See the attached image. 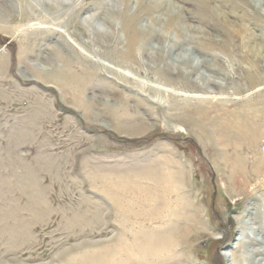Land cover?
<instances>
[{"label":"rangeland","instance_id":"374dc122","mask_svg":"<svg viewBox=\"0 0 264 264\" xmlns=\"http://www.w3.org/2000/svg\"><path fill=\"white\" fill-rule=\"evenodd\" d=\"M163 1L0 0V264L264 262V0Z\"/></svg>","mask_w":264,"mask_h":264},{"label":"bare ground","instance_id":"6f19581e","mask_svg":"<svg viewBox=\"0 0 264 264\" xmlns=\"http://www.w3.org/2000/svg\"><path fill=\"white\" fill-rule=\"evenodd\" d=\"M121 1V3H123L124 5V10H123V12H122V14H121V20H122V29L124 30V32L126 33V34H128L129 36H128V38H127V43H126V46H125V50L124 51H119L118 52V57H120V59H123V60H130V59H133L134 58V48H133V44L135 43V40H136V38H138L139 36L141 37V36H143V35H145L146 33L147 34H149L150 32H152V31H150V28H148V27H144V28H139V27H137L136 25H134V26H132L136 21H134V20H136V16L135 15H128V11H127V9H126V5L129 3V0H120ZM195 1V0H194ZM225 1V0H224ZM227 2H230V0H226ZM226 1H225V3H226ZM232 2V4H233V2H236V0H231ZM138 3H139V5H141L142 6V4H144L145 6V12H149V11H151V12H153V11H157V10H159L160 8H162V6L163 5H165V4H163V3H165V1H163L162 2V0H138ZM197 3L200 5V7H201V9H202V11H203V15H204V17L205 18H208V19H214V20H212V21H214L215 22V24H219V25H222V27H224L223 25H227L228 23H230V22H228L224 17H220V16H216V15H214V13H212L211 11H209V7H208V0H197ZM246 3V2H245ZM197 4V5H198ZM229 4V3H228ZM242 4V3H241ZM235 6H236V4H234ZM246 5V4H245ZM237 7V6H236ZM235 7V8H236ZM53 8V7H52ZM233 9H234V7H232ZM200 9V10H201ZM136 12V11H135ZM147 12V13H148ZM263 12V11H262ZM216 13V12H215ZM137 14V13H136ZM140 14V13H139ZM151 14V13H150ZM201 16H202V14H201ZM222 16V15H221ZM116 18V17H115ZM182 17L180 16V14L177 12V14L175 13H172V12H168L167 14H166V21L165 22H163V26L165 27V28H170V27H172L173 25H175V24H178L179 22H182ZM199 20H200V18H198ZM202 20V19H201ZM205 20H207V19H205ZM211 20H208V21H210V24H211ZM204 21V20H203ZM134 22V23H133ZM205 22V21H204ZM133 23V24H132ZM151 24L152 25H156L157 24V22L155 21V20H151ZM206 24V23H205ZM32 26H34V28L36 27V28H41L42 27V25H41V23L40 24H32ZM218 26V25H217ZM241 26V25H240ZM216 26H214V28H215ZM213 28V29H214ZM238 28V27H237ZM45 29V28H44ZM149 29V30H148ZM167 29V30H168ZM233 29V28H232ZM241 29H242V27H241ZM216 30V29H215ZM225 30H228V29H226L225 28ZM230 30V29H229ZM52 31V30H51ZM166 31V30H165ZM238 31V30H237ZM225 32V31H224ZM230 32V31H229ZM234 32V31H233ZM180 33V31L179 30H177V34H179ZM245 33V32H244ZM227 34V33H226ZM234 36V35H233ZM226 37V36H225ZM227 37H228V35H227ZM226 37V38H227ZM225 38V39H226ZM229 38V37H228ZM236 38V37H235ZM230 42V41H229ZM209 43V42H208ZM241 48V47H240ZM245 48H247V46L245 47ZM166 49V48H165ZM251 53V52H250ZM249 53V54H250ZM252 54V53H251ZM253 54H255V52L253 53ZM252 54V55H253ZM255 56H256V54H255ZM254 56V57H255ZM253 57V58H254ZM256 58V57H255ZM159 72H161V74H162V76H164V74L162 73L163 71H159ZM250 72V71H249ZM165 73V72H164ZM124 76V75H123ZM125 77V76H124ZM128 78V77H127ZM249 81H251L252 82V79H253V77L252 76H250L249 78ZM251 211V210H250ZM261 217H259L260 218V226H259V231H257V235H255V236H253L251 239H252V241L253 242H256V243H258L259 245H260V249H259V251H258V253L260 254V255H262V256H264V213L262 214V215H260ZM244 226H246V225H244ZM247 227H248V224H247ZM240 232V231H239ZM236 242L237 243H239V242H241V240L240 239H237L236 240ZM240 244H242V243H240ZM249 246V245H248ZM236 247H233L232 249H235ZM251 248V247H250ZM244 252V251H243ZM154 258V257H153ZM227 258H228V262H229V264H235V261L233 260V258H232V254L231 255H229V256H227ZM262 258V257H261ZM260 264H264V262H262V263H260Z\"/></svg>","mask_w":264,"mask_h":264}]
</instances>
